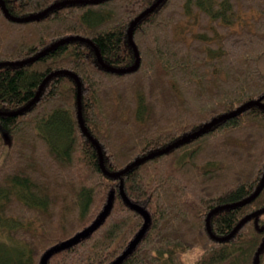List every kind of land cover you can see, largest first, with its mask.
<instances>
[{"label": "trees", "instance_id": "1", "mask_svg": "<svg viewBox=\"0 0 264 264\" xmlns=\"http://www.w3.org/2000/svg\"><path fill=\"white\" fill-rule=\"evenodd\" d=\"M0 111V264H39L50 247L91 224L97 229L53 252L45 264H264V212L228 239L245 215L264 207V109L253 104L119 176L137 158L164 148L248 101L264 105V0H2ZM89 40L98 50V61ZM105 65V66H104ZM107 66V67H106ZM80 83L79 109L77 85ZM123 192V194H122ZM149 214L144 217L132 205ZM143 229V230H142Z\"/></svg>", "mask_w": 264, "mask_h": 264}, {"label": "water", "instance_id": "2", "mask_svg": "<svg viewBox=\"0 0 264 264\" xmlns=\"http://www.w3.org/2000/svg\"><path fill=\"white\" fill-rule=\"evenodd\" d=\"M100 1H103V0H84V2H87V3H98ZM160 1L161 0H156L152 5H150L149 7H147L146 9H144L143 11H141L133 19V21L129 25L128 32H127V36H128L129 42L132 45L133 50H134V53H135V62H134V64L131 65L130 67L122 68V69H115V68H112V67H108L110 70H112V71H117L118 70L120 72H130V71L135 70L138 67L139 60H140V56H139V53H138L137 49L135 48V45H134V43L132 41V29H133L134 25L139 21V19L142 18L149 11H151L158 3H160ZM66 2H68V1H62V2H58V3L52 4V5L48 6L47 8H45L43 11H41V12L35 14V15H30V16H26V17H14V16L10 15L8 13L7 9L5 8V5H4V3H3L2 0H0V7L3 10V12L6 14V16L8 18H10L11 20H14V21H28V20H32V19L38 18V17L42 16L43 14H45L46 12H48L50 9H52V8H54L56 6L64 5ZM74 38L83 39V38H79V37H67V38H63V39L58 40L57 42L51 44L50 46L46 47L42 51L38 52L37 54H35V55H33V56H31V57H29L27 59H24V60H21V61H15V62H0V65H2V64H23V63H26V62H29V61H33V60L39 58L40 56L44 55L46 52H48L52 48H54L57 44H60L62 42H65L66 40L74 39ZM83 40H85V39H83ZM86 41L93 47V49L95 50V54L97 56L98 61L102 64V60H101V58L99 56V53H98L97 48L89 40H86ZM54 73L55 72L50 73L49 75H47L45 77V79L40 84V86H39V88H38L35 96L29 102H27L24 106L20 107L19 109L15 110V111H11V112H2V111H0V114H5V113L6 114H19L22 111H24L25 109H27L31 104H33L38 99V96H39L40 91H41V89L43 87V84ZM68 73L71 76H73L74 79H75V81H76V85H77V89H78L77 99H78V109H79V106H80V104H79L80 83H79L77 77L74 74H72L71 72H68ZM253 104L259 105L261 108L264 109V105L261 102H259L257 100L248 101V102L244 103L243 105L239 106L238 108H236L233 111L224 113V114H222V115H220V116H218L216 118L211 119L209 122L203 124L196 131H194V132H192V133H190L188 135L183 136L182 138H180V139L176 140L175 142L167 145L166 147L161 148V149H158L156 151H152V152H150V153H148V154H146V155H144V156H142L140 158L135 159L130 164H128L125 168H123L122 170L117 171V172H108L105 169V167L103 165V158H102L101 148H100L99 144L91 137V135L85 129V126H84L83 121H82V118H81L80 110H78V120H79V125H80V128H81L82 132L97 147V150H98V153H99V163H100L101 169L104 172H106L109 176H119L120 174L126 172L131 167H133L135 165H138L141 162H143V161H145V160H147L149 158H152L155 155L162 154V153L166 152L167 150H170L171 148L176 147L178 144H181L182 142H185L188 139L193 138L194 136L200 134L203 130H205L207 127L213 125L214 123H216V122H218V121H220L222 119H226V118H229L231 116H234L237 113H239V112L243 111L244 109H246L248 106L253 105ZM263 183H264V171H263V175L261 177L260 183L258 184V186L256 187V189L250 195H248L247 197L243 198L240 201H237V202H235L233 204H230V205H227V206H237V205H241V204H245V203L249 202L250 200H252L259 193V191L261 190V188L263 186ZM122 194H123V192H122ZM110 206H111V199H108L107 202H106V204L104 205L102 211L98 214V216L96 217V219L91 224H89L87 227H85L83 230L79 231L78 233H76L72 237H70V238L62 241L61 243H59L57 245H54V246L50 247L42 255L39 264H45L47 258L53 252L58 251V250H61V249H64V248H66L68 246H71V245L77 243L81 239H83L86 236H88L89 233H91L92 231H94L95 229H97L98 226L106 218V216H107V214L109 212ZM132 207H133L134 210H136L138 213H140L144 217V226H146L148 224V222H149V214L147 213V211H145L142 207H140L138 205H134L133 204ZM223 207H225V206L216 207V208L212 209L207 214L206 219H205V224H206L207 231L212 235V237L215 240H218V241H223V240H226V239L230 238L237 231V229H239L247 220H249L251 217H256L258 214L264 212V207H262V208H259V209L255 210V211H253V212L248 213L242 219H240V221L234 226V228L231 230V232L229 234H227L225 236H222V237H219V236L213 235L211 233L210 225H209V219H210V216H211V214L213 212H215L219 208H223ZM138 238H139V234L133 239V241L129 244V246L113 261V264H116L119 261H121L127 254H129L132 251V249L134 248V246L137 243Z\"/></svg>", "mask_w": 264, "mask_h": 264}]
</instances>
